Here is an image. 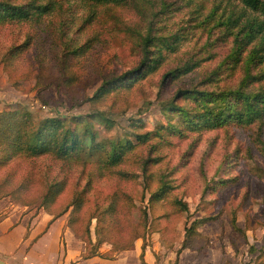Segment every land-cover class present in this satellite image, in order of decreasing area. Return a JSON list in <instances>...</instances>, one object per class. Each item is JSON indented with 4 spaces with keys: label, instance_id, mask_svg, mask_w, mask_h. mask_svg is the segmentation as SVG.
<instances>
[{
    "label": "rangeland",
    "instance_id": "obj_1",
    "mask_svg": "<svg viewBox=\"0 0 264 264\" xmlns=\"http://www.w3.org/2000/svg\"><path fill=\"white\" fill-rule=\"evenodd\" d=\"M48 1L50 9L40 15L0 24V110L26 109L34 124L46 116H61L84 137L91 131L106 147L109 141L132 140L134 146L117 167L129 172L130 178L122 179L121 186L133 196L134 220L145 209L152 228L129 249L104 242L90 264H128L135 252L139 254L142 242L147 264H264L260 252L264 243V118L194 129L179 107L194 113L196 103L190 97L175 96L179 88L236 87L245 74L244 59L250 49L264 44V29L244 45L237 61H227L234 34L246 20L264 19L263 13L241 0H35ZM229 17L236 22L231 23ZM148 33L170 39L175 35L174 49H163L159 66L130 86L111 88L91 99L102 80L139 62ZM25 42L23 48L9 51ZM186 62L196 65L161 81L163 72ZM263 70L264 61L250 65L251 73ZM262 87L264 76L248 90ZM145 132L150 133L139 141L136 134ZM103 151L94 150L91 159L102 158ZM15 161L2 168L0 176L12 170ZM35 164L44 178L69 177L70 186L60 195L63 203L54 205L55 210L83 186L72 188L81 170L75 165L61 167L50 156L38 158ZM91 167L87 171V165L80 179L84 182L86 176H93L96 192L89 194L100 195L116 185V175L99 176L96 165ZM161 180L171 188L162 198L150 201V190L156 191ZM4 194L0 189V216L15 207L28 216L29 226L42 213H50L39 204L40 198L27 200L22 193L23 200H18ZM177 199L187 204L186 210L173 203ZM61 215L67 228L47 241L59 246L50 264H62L65 254L71 256L66 264H75L85 258L86 245L67 225L69 211ZM206 216L213 219L195 224L191 247L181 248L185 227ZM21 251L18 248L17 253ZM85 262L81 264H89Z\"/></svg>",
    "mask_w": 264,
    "mask_h": 264
},
{
    "label": "trees",
    "instance_id": "obj_2",
    "mask_svg": "<svg viewBox=\"0 0 264 264\" xmlns=\"http://www.w3.org/2000/svg\"><path fill=\"white\" fill-rule=\"evenodd\" d=\"M92 1L123 3L127 0ZM241 2L264 15V0H241ZM50 7V1L39 3L30 0L26 3H14L9 0H0V24L29 19L34 14L40 15L49 10ZM229 19L231 23L236 22V19L230 17ZM263 29L264 19L257 20L253 17L246 20V23L236 30L234 44L226 60L237 61L244 45L254 39L256 34ZM175 37L172 35L170 39L165 35L145 34L139 62L120 74L102 80L90 98L96 99L111 88L122 85L130 86L135 79L155 70L163 60V49L170 51L174 49ZM155 43L159 46L151 48L150 45H155ZM25 45H27L26 42L12 46L9 51L14 53L16 47L23 48ZM244 60L245 74L234 88L221 90L179 88L176 91L175 96L190 97L196 103L194 113H190L186 107H179L184 111V117L190 127L194 129L212 128L224 125L228 121L248 124L264 118V87L253 91L248 90L252 82L259 81L264 76V70L255 74L250 72V65L264 61V44L250 49ZM194 65L196 63L186 62L175 66L163 72L161 81L165 82L167 79L186 73ZM224 65L222 63L218 69ZM216 72L217 70H214V73ZM149 133L136 134V138L144 141ZM133 146L132 140L125 138L122 141H109V146L106 147L103 142H97L94 139L91 131H89V136L84 137L76 127L68 126L61 116H46L34 124L28 110L20 107L4 108L0 110V170L12 161H16L12 170L0 176V189L5 193L3 196H12L18 200H23L22 193L29 197L27 200L34 201L40 198L39 204L54 217L69 211L67 225L76 236L85 242L86 253H83L85 258L100 255L99 249L104 242H109L118 249H129L136 238L141 237L144 240L146 233L152 230L147 223L148 214L145 209H142L139 218L134 220L133 196L121 186L122 179L130 178L129 172L117 167L123 161L125 153ZM97 149L104 150V154L102 158L93 160L91 157ZM42 156H50L55 162H61V167L69 168L75 165L81 169L72 188L83 186L76 188L79 191L68 198L57 210L54 209V205L63 203L60 195L65 193L70 186L69 177L57 174L44 178L39 175L35 163ZM87 165L90 166L87 171L91 170L92 165H96L99 176L109 178L111 175H116L118 177L116 185L107 192L94 195L96 190L93 188V176L90 174L86 176L84 182L80 181L85 175L84 170ZM26 166L27 169L24 172L18 171ZM95 174L94 176H98L96 172ZM170 188L171 186L168 187L165 180H161L156 191L150 190V201L157 197L162 198ZM91 190L94 193L89 194ZM173 203L179 204L183 210L187 209V204L182 200L177 199ZM212 219L211 216L201 217L185 227L181 248L191 247L190 241L195 224ZM144 249L145 244L142 242L140 253L142 264H146L143 257ZM260 252L264 254V243Z\"/></svg>",
    "mask_w": 264,
    "mask_h": 264
},
{
    "label": "crops",
    "instance_id": "obj_3",
    "mask_svg": "<svg viewBox=\"0 0 264 264\" xmlns=\"http://www.w3.org/2000/svg\"><path fill=\"white\" fill-rule=\"evenodd\" d=\"M46 214L48 215L47 218L45 217ZM61 216L62 218H60ZM35 217H39V215ZM64 217V215L54 217L53 214L42 213L39 220H33L28 226V216L22 214V211H17L15 207L10 209L6 215L0 216V264H50V259L54 258L59 251V246L50 242L58 233L60 234L67 228L66 226L64 228ZM41 221L43 225L40 224ZM42 226L43 228L46 227L45 231L36 228ZM49 240L51 241L48 243ZM18 248L23 250L20 252L21 254L17 253ZM141 250L140 246L139 254L135 252L127 263L140 264ZM145 250L143 257H146L147 254V250L146 252ZM64 256L62 264H66V260L71 257L69 254ZM96 256L98 255L86 257L81 261H76L75 264H81L84 261L89 264L93 263L95 260L91 259ZM57 261L61 260L57 258Z\"/></svg>",
    "mask_w": 264,
    "mask_h": 264
}]
</instances>
